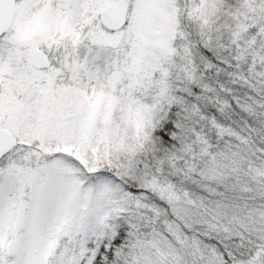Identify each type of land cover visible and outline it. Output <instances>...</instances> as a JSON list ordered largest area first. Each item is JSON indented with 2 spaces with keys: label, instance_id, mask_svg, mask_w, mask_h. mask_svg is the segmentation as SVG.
<instances>
[{
  "label": "snow or ice",
  "instance_id": "6c2138e0",
  "mask_svg": "<svg viewBox=\"0 0 264 264\" xmlns=\"http://www.w3.org/2000/svg\"><path fill=\"white\" fill-rule=\"evenodd\" d=\"M0 264H264V0H0Z\"/></svg>",
  "mask_w": 264,
  "mask_h": 264
}]
</instances>
